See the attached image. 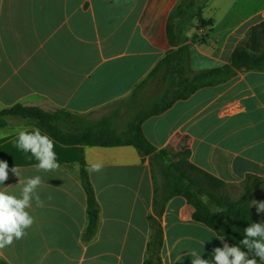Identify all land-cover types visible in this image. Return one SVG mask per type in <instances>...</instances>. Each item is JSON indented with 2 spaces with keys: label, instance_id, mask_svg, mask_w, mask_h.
I'll use <instances>...</instances> for the list:
<instances>
[{
  "label": "crops",
  "instance_id": "1",
  "mask_svg": "<svg viewBox=\"0 0 264 264\" xmlns=\"http://www.w3.org/2000/svg\"><path fill=\"white\" fill-rule=\"evenodd\" d=\"M181 1L0 0V109L22 104L90 117L129 100L177 49L167 25ZM203 16L211 25L188 33L190 76L230 63L264 21V0H208ZM25 128L34 126L0 118V160L18 167L21 179L42 177L43 206L33 201L27 235L0 249L8 264H144L156 235L162 264H191L192 250L211 259L223 246L214 230L194 220L185 197L164 202L152 155L133 145L67 146L50 136L60 167L37 172L31 153L15 146ZM142 128L156 152L188 151L192 164L228 187L263 184L264 70L237 71L200 88ZM83 162L102 165L87 171L100 208L93 237ZM18 182L9 172L3 186L19 194Z\"/></svg>",
  "mask_w": 264,
  "mask_h": 264
},
{
  "label": "trees",
  "instance_id": "2",
  "mask_svg": "<svg viewBox=\"0 0 264 264\" xmlns=\"http://www.w3.org/2000/svg\"><path fill=\"white\" fill-rule=\"evenodd\" d=\"M208 0H182L170 14L167 32L171 46L177 48L168 53L157 65L148 80L167 66L176 83H172L170 91L148 112L141 114L126 132L117 133L110 128L107 120L101 123H84L81 126L76 115L65 110L46 112L36 106L17 104L11 108L0 109V118H13L26 121V125L34 126L47 133L59 143L67 146H99L114 147L133 145L142 153L152 155L154 164L159 167L166 183L164 202L174 196H183L195 208L193 218L201 222L225 242L239 245L244 238V229L253 222H259L253 213L250 202L253 194L259 189V182L247 183L240 199L231 200L229 197L216 198L215 193L228 186L227 183L203 171L189 160L188 151L171 154L167 151L156 152L154 146L146 138L142 125L150 117L160 115L170 108L176 101L186 99L198 89L218 84L230 79L237 71L264 70V21L252 27L248 32L247 46L237 47L230 58V63L214 69L203 70L192 76L186 75L183 69L185 59L189 61L188 33L192 29L210 26V22L203 16ZM184 30V31H183ZM147 81L138 86L141 87ZM75 121L64 129L67 122ZM79 123V124H78ZM78 125V126H77ZM177 160H174L176 159ZM251 176L247 179L250 180ZM81 183L87 195V233L90 237L96 234L100 218V208L92 187L86 164L82 163ZM209 190L206 195L222 209L212 211L201 198L203 190ZM162 237L156 235L148 246V258L144 264H162L160 249ZM246 250V249H245ZM259 262V261H258ZM0 264H8L0 258Z\"/></svg>",
  "mask_w": 264,
  "mask_h": 264
},
{
  "label": "clouds",
  "instance_id": "3",
  "mask_svg": "<svg viewBox=\"0 0 264 264\" xmlns=\"http://www.w3.org/2000/svg\"><path fill=\"white\" fill-rule=\"evenodd\" d=\"M15 146L25 153H31L36 160L34 168L37 172H54L60 164L54 150L55 141L39 128L31 130L22 129L17 134ZM102 165L93 163L86 167V171L99 172ZM9 172L18 178L16 185L20 186L19 194L7 191L10 187H4L9 179ZM43 183L40 175L21 179V170L0 160V249L11 246L14 241L23 239L35 222L29 209L33 207V201L37 207L43 206L38 189ZM250 206L256 208L257 213H264V201H251ZM222 247L212 250L211 259H204L195 250L187 253L191 264H264V222H253L244 229V238L240 241L244 247L229 245L224 236L219 239ZM246 249V250H245Z\"/></svg>",
  "mask_w": 264,
  "mask_h": 264
},
{
  "label": "rangeland",
  "instance_id": "4",
  "mask_svg": "<svg viewBox=\"0 0 264 264\" xmlns=\"http://www.w3.org/2000/svg\"><path fill=\"white\" fill-rule=\"evenodd\" d=\"M223 2V0H220ZM206 17L209 18V14H206ZM184 31V30H183ZM189 41V38H188ZM188 41L184 44V46L188 47ZM248 43V37L243 42L242 46L246 47ZM183 69L186 72V75L189 76L190 68L188 65V60L185 59L183 64ZM147 82L142 85L141 87L137 88L134 92L133 96L118 105L111 107L99 114L92 115L90 117L76 115V118L79 120L78 123L80 126L84 123H101L105 120L108 121L110 128L115 130L117 133H123L128 130L130 124L133 123L141 114L148 112L155 104L159 103L170 91L172 83H176L177 79H173L170 71L168 70L167 66H163L155 76L146 80ZM40 108V107H39ZM42 109V108H41ZM46 112H54L60 109H56L53 111H48L42 109ZM75 115V114H74ZM13 120V118H7ZM24 124L26 123L25 120L16 119ZM75 121L67 122L64 124L63 128H69L70 125L72 127L75 126ZM78 126V125H77ZM174 160H177L174 159ZM156 170V180L158 179V187H160L161 191L165 193L166 183L164 181L163 175L157 166L154 165ZM209 190L204 189L202 194V199L208 204L212 211H219L222 208L219 207L215 201H211L210 198L206 195ZM245 191V186L241 185L240 187L231 186L225 187L223 190L218 191L215 193V197L218 199L220 197H229L231 200L235 201L241 198ZM164 197V194H163ZM264 201V183H259V189L254 192L252 201ZM252 210L256 218L259 222H264V213H257L256 208L252 206Z\"/></svg>",
  "mask_w": 264,
  "mask_h": 264
}]
</instances>
